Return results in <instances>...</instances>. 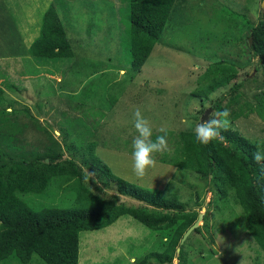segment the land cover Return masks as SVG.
Instances as JSON below:
<instances>
[{
    "label": "rangeland",
    "instance_id": "1",
    "mask_svg": "<svg viewBox=\"0 0 264 264\" xmlns=\"http://www.w3.org/2000/svg\"><path fill=\"white\" fill-rule=\"evenodd\" d=\"M52 1L40 0V6H54L73 57L53 63L29 58L24 42L16 50L0 44V163L30 162L36 156L45 163L47 156H54L55 163L71 160L94 193L111 197L112 189L83 162V148L94 146L95 157L116 176L171 193L183 211L197 214V226L179 243L186 264H264L245 231L240 207L229 193L218 199L213 174L201 178L176 170L160 162L164 153L155 155L156 167L141 180L133 173L131 156L137 108L150 121L153 139L167 133V155L179 143L178 134L194 132L207 109L206 120L226 108L229 128L257 143L264 138V123L252 111L264 94V66L253 55L248 36L263 0H175L138 71L129 67L127 0H73L61 6ZM21 7L29 6L15 10ZM40 12L35 11L39 17ZM33 19L28 24L36 27ZM34 29H29L30 40ZM7 36L17 38L11 22ZM212 79H221L222 86L206 98L191 95ZM64 186L53 178L44 194L20 198L34 208L55 204ZM117 200L137 205L128 198ZM160 246L159 236L120 216L108 227L78 234L77 264H156L150 253ZM0 264L19 263L8 258ZM27 264L34 262L30 258Z\"/></svg>",
    "mask_w": 264,
    "mask_h": 264
},
{
    "label": "trees",
    "instance_id": "2",
    "mask_svg": "<svg viewBox=\"0 0 264 264\" xmlns=\"http://www.w3.org/2000/svg\"><path fill=\"white\" fill-rule=\"evenodd\" d=\"M127 0L129 67L138 71L157 43L175 0ZM264 1V0H263ZM250 49L264 66V8L250 27ZM28 56L45 60L73 57L70 43L53 5L44 11L38 36L27 49ZM223 84L212 79L192 96L206 98ZM255 115L264 123V94L257 97ZM224 142L203 145L194 132L182 131L171 155L162 164L187 171L201 178L213 174L218 199L228 195L243 212L244 228L264 256V175L251 159L257 149L264 150V138L257 143L237 130H222ZM94 146L83 148L84 164L91 175L112 189L104 198L90 189L85 175L71 160L55 163L54 156L34 160L0 163V263L14 258L27 264L37 253L45 264H77L78 234L110 226L120 216H128L161 239V246L150 253L156 264H186L179 241L194 223L197 214L183 211L171 193L141 187L115 174L93 154ZM53 178L65 182L63 197L55 204L34 208L20 196L42 195ZM229 193V194H228ZM123 197L137 205L118 203ZM178 249L177 254L175 250ZM143 264L145 261H142Z\"/></svg>",
    "mask_w": 264,
    "mask_h": 264
},
{
    "label": "clouds",
    "instance_id": "3",
    "mask_svg": "<svg viewBox=\"0 0 264 264\" xmlns=\"http://www.w3.org/2000/svg\"><path fill=\"white\" fill-rule=\"evenodd\" d=\"M199 109V104L195 105ZM230 110L224 109L219 112L211 113L208 120L200 122L195 126V140L203 145H208L212 141L224 142L225 137L222 135V130L227 131L230 127ZM185 124L189 125L190 121L185 120ZM133 128L136 135L132 141V169L137 179H144L149 170L156 167V154H164L171 151L167 133L156 136L153 139V129L150 121L142 114L139 108L133 112ZM164 132V129H161ZM252 161L256 163L264 175V150L257 149L252 154ZM134 261V258H132ZM31 260L34 264H45L39 255L35 252L31 254Z\"/></svg>",
    "mask_w": 264,
    "mask_h": 264
},
{
    "label": "crops",
    "instance_id": "4",
    "mask_svg": "<svg viewBox=\"0 0 264 264\" xmlns=\"http://www.w3.org/2000/svg\"><path fill=\"white\" fill-rule=\"evenodd\" d=\"M72 1L73 0H55V2H57V5L60 6L62 5L61 3L69 4ZM103 1L107 3H112L113 0H103ZM8 2L10 3V6L7 5ZM14 2L16 1L0 0V44L2 47L9 46L10 48H14V50H16L17 47L21 45L20 42L21 43L24 42V47H26V53H27V49L29 45L38 36L41 17L47 8H45L44 5L40 6V0H27L26 5H24V2H18V5L16 3L14 4ZM18 6H29V7H21V10L18 12L17 10H15V8L16 7L18 8ZM38 9L42 11L40 12L41 13L40 17L38 16L39 13L38 14L35 13V11ZM22 10H24V12L26 13L25 15H22L21 13ZM32 18H34L33 22L37 21L34 23L36 27H33L30 24H28V21ZM10 19L15 20L16 25ZM10 22H11V29L14 30L15 33H17L16 36L17 38L15 40L9 39V37L7 36L8 29L10 28ZM30 28H35L34 29L35 35L31 38V40H30V30H29ZM11 54L9 56H12ZM47 61L53 63L60 62V61H51V60H47Z\"/></svg>",
    "mask_w": 264,
    "mask_h": 264
},
{
    "label": "water",
    "instance_id": "5",
    "mask_svg": "<svg viewBox=\"0 0 264 264\" xmlns=\"http://www.w3.org/2000/svg\"><path fill=\"white\" fill-rule=\"evenodd\" d=\"M264 8V1L261 2V6H260V9H263ZM210 112V109H207L206 111H204L202 117L200 118L201 122L203 121H206V117H207V114ZM200 122V121H199ZM198 219V218H197ZM197 226V221L195 220L194 223L184 232V234L182 235L179 243H181L185 237L189 234V232L195 228Z\"/></svg>",
    "mask_w": 264,
    "mask_h": 264
}]
</instances>
